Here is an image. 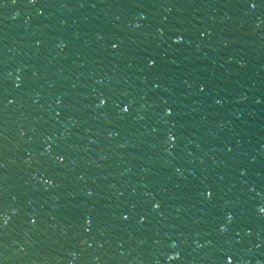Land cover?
Masks as SVG:
<instances>
[{
    "label": "water",
    "instance_id": "95a60500",
    "mask_svg": "<svg viewBox=\"0 0 264 264\" xmlns=\"http://www.w3.org/2000/svg\"><path fill=\"white\" fill-rule=\"evenodd\" d=\"M0 264H264V0H0Z\"/></svg>",
    "mask_w": 264,
    "mask_h": 264
}]
</instances>
